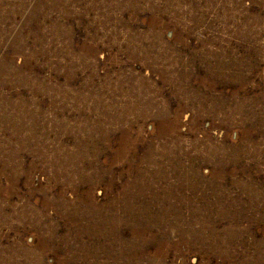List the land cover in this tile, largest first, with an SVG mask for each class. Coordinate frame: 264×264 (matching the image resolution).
<instances>
[{
  "label": "rangeland",
  "instance_id": "rangeland-1",
  "mask_svg": "<svg viewBox=\"0 0 264 264\" xmlns=\"http://www.w3.org/2000/svg\"><path fill=\"white\" fill-rule=\"evenodd\" d=\"M0 264H264V0H0Z\"/></svg>",
  "mask_w": 264,
  "mask_h": 264
}]
</instances>
